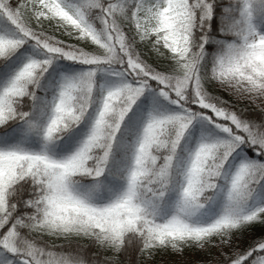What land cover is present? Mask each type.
Wrapping results in <instances>:
<instances>
[{
	"label": "snow or ice",
	"instance_id": "6c2138e0",
	"mask_svg": "<svg viewBox=\"0 0 264 264\" xmlns=\"http://www.w3.org/2000/svg\"><path fill=\"white\" fill-rule=\"evenodd\" d=\"M0 264H264V0H0Z\"/></svg>",
	"mask_w": 264,
	"mask_h": 264
},
{
	"label": "trees",
	"instance_id": "16d2710c",
	"mask_svg": "<svg viewBox=\"0 0 264 264\" xmlns=\"http://www.w3.org/2000/svg\"><path fill=\"white\" fill-rule=\"evenodd\" d=\"M38 51V50H37ZM84 66L78 64H72L71 62L65 61L63 59L55 61L53 66L49 69V73L46 74V79L42 81V83L47 84L48 80H54L58 78L61 72H68V71H81ZM98 79L103 83H112L113 78H105L102 74L98 76ZM149 104V100H145L140 106L138 110V114H142L147 111V106ZM135 121V117L133 118ZM83 127V126H82ZM206 129H203V125L197 122L194 126L192 135L190 137H186L184 144L187 148H192L195 144L196 138L200 135V132Z\"/></svg>",
	"mask_w": 264,
	"mask_h": 264
},
{
	"label": "rangeland",
	"instance_id": "374dc122",
	"mask_svg": "<svg viewBox=\"0 0 264 264\" xmlns=\"http://www.w3.org/2000/svg\"><path fill=\"white\" fill-rule=\"evenodd\" d=\"M187 255H188L189 257H192L193 254H192L191 252H188ZM170 258H171V257H168V256L165 257V259H170Z\"/></svg>",
	"mask_w": 264,
	"mask_h": 264
}]
</instances>
